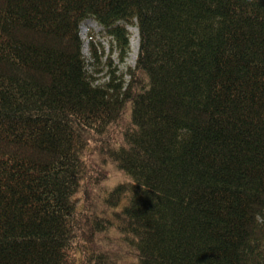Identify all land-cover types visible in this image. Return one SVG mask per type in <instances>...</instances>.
<instances>
[{"label":"trees","instance_id":"obj_1","mask_svg":"<svg viewBox=\"0 0 264 264\" xmlns=\"http://www.w3.org/2000/svg\"><path fill=\"white\" fill-rule=\"evenodd\" d=\"M87 20L119 63L136 25L127 84L93 85ZM91 143L127 177L100 212ZM110 230L132 264H264V0H0V264H110Z\"/></svg>","mask_w":264,"mask_h":264},{"label":"rangeland","instance_id":"obj_2","mask_svg":"<svg viewBox=\"0 0 264 264\" xmlns=\"http://www.w3.org/2000/svg\"><path fill=\"white\" fill-rule=\"evenodd\" d=\"M126 31L129 34V52L123 63H119L116 43L107 35L104 28L93 20H87L81 24L79 33L83 43L82 55L88 75H92L93 85H102L106 80L102 78L110 71H115L114 74L117 78L122 76L126 84L130 77L132 78L133 74L129 69H133L137 57L138 31L135 24L127 26ZM93 54L96 58L93 57ZM113 133L117 137V131L114 130ZM84 137H80V141ZM92 143L84 156V175L87 183H83L81 186L89 189L90 201L92 206L96 207L92 211L100 212L102 209L105 210L103 196L117 185L126 183L127 177L115 165L110 164L108 159L99 153V149L92 146ZM81 193L77 198H83V191ZM86 208H88L87 204ZM104 213L100 216L107 218ZM110 231L113 237L102 239L101 244L96 247L97 252L109 255L110 264H132L135 262L136 257L131 254L129 249L131 239L129 238L130 241L127 238L122 239L115 230ZM70 249V257L74 262L76 253L80 251V248L70 246Z\"/></svg>","mask_w":264,"mask_h":264}]
</instances>
